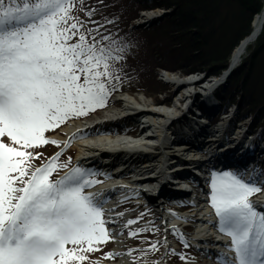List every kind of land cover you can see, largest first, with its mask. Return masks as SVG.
<instances>
[{
	"label": "snow or ice",
	"instance_id": "obj_1",
	"mask_svg": "<svg viewBox=\"0 0 264 264\" xmlns=\"http://www.w3.org/2000/svg\"><path fill=\"white\" fill-rule=\"evenodd\" d=\"M74 11L76 0H0V264H83L111 238L103 202L86 191L99 181L80 167L52 179L69 168L60 152L32 164L42 154L30 149L59 146L45 134L105 107L124 72L127 45L101 31L95 9L87 21ZM210 188L235 254L219 264H264V210L250 200L261 188L233 172Z\"/></svg>",
	"mask_w": 264,
	"mask_h": 264
},
{
	"label": "trees",
	"instance_id": "obj_2",
	"mask_svg": "<svg viewBox=\"0 0 264 264\" xmlns=\"http://www.w3.org/2000/svg\"><path fill=\"white\" fill-rule=\"evenodd\" d=\"M131 4L125 8L118 0H84L81 5L76 0L73 14L87 21L85 12L95 9L91 19L104 23L101 31L127 45L121 81H131L147 92L161 94L163 86L156 89L160 82L156 70L160 67L173 72L196 70L222 75L229 67L232 50L250 33L253 17L262 11L264 0H131ZM156 8L174 9L170 19H159L156 24H162L150 29L160 28L158 33L147 36L149 30L130 27L138 11ZM164 23H168V29H163ZM164 35L166 41L158 42ZM153 38L154 44L150 45ZM254 44L231 73L228 84L220 87L217 97L222 106L239 107L242 117L250 118V126L264 138V27ZM206 52L208 58L197 57ZM205 64L208 67H197Z\"/></svg>",
	"mask_w": 264,
	"mask_h": 264
},
{
	"label": "bare ground",
	"instance_id": "obj_3",
	"mask_svg": "<svg viewBox=\"0 0 264 264\" xmlns=\"http://www.w3.org/2000/svg\"><path fill=\"white\" fill-rule=\"evenodd\" d=\"M161 9H157L154 11H149V12H145V18L146 19H152L155 15H153L154 13H158L160 12ZM136 27V26H134ZM264 27V9L261 12H258L256 15H254L252 23H251V31L250 33L245 36L243 39H241L239 41V43L234 47V49L232 50L231 53V57H230V64L228 69V72L231 69H234L238 66V64L242 61V58L245 56L248 48L253 45L255 43V41L258 39V37L260 36V34L262 33ZM139 30H143L140 29ZM227 72V73H228ZM226 74H223V76L221 77L222 79H224L226 76ZM171 74V73H169ZM173 77V75H172ZM171 78V77H170ZM196 80L195 77H190L189 79H187V83L186 81H181V82H177V83H173L175 88L172 89V92L169 93L168 92V85L167 86H163L162 89L167 91V100L169 98H171V95L173 93H182V96L179 97V102L182 105H178V103H175V106L171 109V111H168V109H163V105H156L154 104L151 100H149V97L146 96V94H136L135 97L132 98V100L129 99V97H122V99L124 100L123 102V111H119L118 109L111 107V108H107L105 111H102L101 117H104L105 119H115L118 118L119 116L122 115H134V114H141L143 115V117H145V122H150L148 123V128H150L151 133L148 136L149 138H151L150 140H156V141H160L161 145H157V147H152V149H147L149 150L147 155H145L147 161H143V160H133L131 163L135 164L137 166L140 167H133L130 168L131 170H127L128 172L132 173L133 171H140L138 174L140 176V178H142L144 181L143 182H139L137 184H144L145 188L148 189V192H150V190H156L155 186H160L159 188V192L161 191V188L165 186V182H170L173 178H176L177 175H188L190 173H194V169L195 168H199L201 169V166L203 164L204 168H209V164H217L220 162V160H227V159H231L233 160V157H229L231 155H233V153L235 152H239V150H241L242 148H244L246 146V143L248 142L247 139V134L246 131L241 129L240 126H235V130L233 132H231L232 128L230 127V123L234 122L235 119L233 117L229 118V116L226 115V119L223 120V122H221L218 127L216 129H210L212 131H208V136L201 140L199 143V145L197 146L194 145L192 147H187V146H182L178 149H170V144H173L179 140H183V139H179L178 137H174V139H171V136H169V134L172 133L173 134H186L188 131L190 133H197L198 130L193 129V128H188L185 131L182 130H177V129H171L172 132L167 133L168 135H166V132L164 133V128L160 127L163 122H168L170 121L175 115L179 114L178 112V108L182 109L183 108V103L187 101V99L194 93L193 91L190 92V89L188 87H192L194 85V81ZM221 82V79L217 78L215 81H211L209 82V84H207V87L205 88L206 91L212 90L213 87L215 85H217L218 83ZM194 90V89H192ZM196 92H201L200 90H197ZM142 94V96H141ZM196 95V93H194ZM207 98V97H206ZM174 102V101H173ZM188 105L187 104L185 109L180 110L181 113L184 114V112L186 110H188ZM177 108V109H176ZM213 112L215 111L214 109L212 110ZM139 116V115H138ZM229 118V119H228ZM75 124L76 122H71L68 125H66L62 130L61 133L59 134L60 137L68 139V136L75 130ZM237 125V124H236ZM170 130V131H171ZM209 130V129H208ZM164 133V134H163ZM163 134V136H162ZM110 141L109 142H101V143H95V147H90V145L88 144H83V142H79L78 146L76 145V154H77V160L78 163L84 164V165H90V163H93V161L96 160V158H87L84 153L89 154V153H93L95 154L96 150L97 151H113V150H125L128 148H137V149H143L144 146H141L138 143H131L129 141L126 140H117L116 138L112 139L109 138ZM258 139V138H257ZM226 143V145H225ZM253 143V142H252ZM252 143H250L252 145ZM184 144H192L188 141H185ZM245 144V145H243ZM81 145V146H80ZM193 145V144H192ZM225 145V146H224ZM243 145V146H242ZM223 146V147H222ZM198 148L201 149L203 151H210L212 150L211 154H208L206 156L205 159L200 160V161H185L183 159H181L182 157L186 156L185 155V150L190 149V148ZM225 147L228 148H232L231 151H228L227 149H225ZM169 148V149H168ZM256 148V152L262 150L263 151V156H264V145H260V146H255ZM179 151V152H178ZM247 153V150L245 151ZM244 152V153H245ZM193 155V154H190ZM112 156H115V154H112ZM126 156V155H124ZM191 159V158H189ZM181 160L184 161V166L178 168L177 166L181 164ZM165 161H167V163H164ZM175 161V164H173V162ZM135 171V172H136ZM177 174V175H176ZM140 180V179H138ZM155 184V186H154ZM118 186H111L108 185L106 187H104L103 189L98 188L97 190H93L91 191V193L95 194L97 199H104L109 192L105 193L107 190L113 192V191H120L117 188ZM131 190V189H130ZM130 190H125L124 192H128ZM139 194L142 196H146V192L142 191V189L138 190ZM182 195L181 197H183L184 195H188V193L186 191H182L181 192ZM161 202L160 200H156V202H153L155 205ZM254 204L256 205V207L262 208L264 206V195L257 199H253ZM207 203V201H206ZM193 210L196 211V227H197V231L194 233L192 239L193 242L195 244H197L198 246H200L201 248L204 247V243L209 244V249L206 250V247L204 249H201V251L203 252V257L204 259L207 260V262L203 263V264H210L208 263L209 259L213 258H218V254L221 253V251H217V249H214L217 245H225L227 244V242L224 240L216 242V240L214 239L213 236L210 235V233H207L206 230L203 231L202 229H200L201 225H204L212 220L208 219V216L210 214V210L208 209V207L206 206V204H204V200H199L198 205L195 207H193ZM168 218H172L173 216H169L166 215ZM110 221H115V222H120L123 220L122 215L120 214H115V215H109ZM169 224H176L177 219H171L170 221H168ZM119 224H122L119 223ZM122 225L117 226L116 224L112 225V230H120V229H125L123 227H121ZM169 229L170 226H167ZM113 235H115V241L114 244L117 245V247L119 248L118 252L120 253H126L129 252L130 249H123L121 247H123V245L120 243L121 241H123L122 237H120V233L119 232H113ZM126 244V243H125ZM223 253V252H222ZM127 254V253H126ZM224 254V253H223ZM103 263V262H102ZM121 262H114V263H110V264H120ZM98 264V263H97ZM126 264H129L128 261H126ZM168 264V263H165Z\"/></svg>",
	"mask_w": 264,
	"mask_h": 264
},
{
	"label": "rangeland",
	"instance_id": "obj_4",
	"mask_svg": "<svg viewBox=\"0 0 264 264\" xmlns=\"http://www.w3.org/2000/svg\"><path fill=\"white\" fill-rule=\"evenodd\" d=\"M118 1H120L122 3L123 7H125V8L132 6L131 0H118ZM172 12H174V9H161L160 12L154 13V14H156V16H154L152 19H146L145 18V15H142V13L140 12V14H138L140 17L137 20H135V22H133L130 25V27L132 28V27L136 26V27H134V29L136 31H148L149 30L147 32V34H145L147 36L148 35H151V34H154V33H158V31H159L160 28L156 29L155 30L156 32L155 31H151V30H154V27H156L158 25H161L163 19H165V18L166 19H170L171 18L170 17V14H172ZM159 19H161L162 21H160L159 24H156ZM87 26L89 28H92V25L91 24H88ZM168 27H169L168 26V23H164L163 29H168ZM109 28H110V26H109ZM139 28L140 29H143V30H139ZM154 38L150 42L151 43L150 45L154 44ZM165 38H166L165 35H164V39L160 36L158 42L166 41ZM129 44L130 45H134L133 43H129ZM253 45H255V44H253ZM129 51H130V49H129ZM180 51L182 52L183 49L181 48ZM197 57H200L202 59H205V58H208V54L206 52L204 54L198 55ZM197 67L198 68H200V67H205L206 68V67H208V64H205L203 66H197ZM200 72L201 71H197V74L196 75L201 77L204 74H199ZM162 73L163 72H160V73H157L156 74L157 75V79H159V81H160V82H158L156 84V89L157 88H160L162 86H167L168 85V87H169L168 88V92L169 93H171L172 92V89L175 88V86L173 84L174 82H172V81H184L185 80V78H183L181 76V74L179 73V71H178V72H174L173 73V77L169 73L166 74L169 77H171L170 80H172V81H163V79L165 78V76ZM230 77L227 79L228 82L230 80ZM206 78L207 77L205 75V77L197 85H194L193 86V88L196 91L197 90H200L201 92L200 93L199 92H195L196 95L194 94L193 97L192 96L189 97L187 99V101L183 104V107L186 105V103L189 100H193V101L196 102L198 100V98H199V100L205 98L204 95H205L206 92L204 91V89L201 88V85L205 84ZM215 79H217V78H214L213 81H215ZM211 81L212 80H209V82H211ZM228 82L226 84H228ZM119 84L120 83H117V86H123V85H119ZM132 86H135V85H132ZM188 88H192V87H188ZM198 88H200V89H198ZM151 90H153V89H151ZM158 91H159V89L157 90V92ZM139 93L140 92H137V94H139ZM146 94H148L146 96L149 97V100H151V101L152 100H157L158 101V98H165L167 96L164 93H161V94L160 93L159 94L155 93L156 94L155 95L153 93V91H148V93H146ZM159 95H161V96H159ZM141 96H142V94H141ZM181 96H182V93L176 94V96H174V97H173V94L171 95V98L170 99L172 100V102L174 101V103H173L174 106H175V103H178V105H182L178 101L179 100L178 98L181 97ZM114 97H116V96H114ZM209 98L212 99V95H209ZM129 99L132 100V97H129ZM229 107H230L229 108V112L230 113H229L228 116H229V118L233 117L235 119L234 122L230 123V127L232 128L231 132H233L235 130V126H240L241 129H243V130L246 131V134H247V137H248L247 141H252V142H254V145L260 146L261 144H260L259 141L258 142L257 141L255 142V140H256L255 135L252 134V132H251V129L252 128L249 127L250 126V122H251L250 121V118H246L245 121H242V119H243V117H242L243 116L242 115V110L239 107L234 108L233 105H231ZM163 109H168V111H170L169 107H164L163 106ZM91 117H95V116L91 115ZM175 126H177V124ZM175 129H177V127H175ZM61 130L62 129H60V127L57 128L56 129V131H57L56 134L50 135L49 137H47V135L50 133L49 131L45 134L46 135V138H48L49 140H56V141H58L59 142V146H55V145L49 144L47 146L38 147V148H36L34 150L30 149V151H34L35 153L42 154L39 159H36V160H33L32 161L33 167L35 168V163L37 161L41 160L43 157H45L47 155H50V157H52V155H53L52 153L53 152H54V155L57 152H61L62 155L60 156V159H59V162L58 163H61L62 164L64 161H65L64 163L71 162L73 164V167H75V166L76 167H80V168L86 170L89 173V168H87L86 165H83V164L78 163V160L76 158L77 154L75 153V151L73 153V150L76 149V147H75L76 144H71L70 141L69 142L66 141L67 139L60 137L59 133H61ZM66 143L68 144L67 147L64 146ZM65 156H67V158H64ZM68 170H69V168L68 169H64L61 172L60 176H63ZM54 176H55V173L53 174L52 179L54 178ZM89 178L90 179L93 178L91 174H90ZM208 191L211 192V190H208ZM263 195H264V193H261L259 195L254 194L253 197H255L256 199L257 198L260 199V197L263 196ZM252 198H250V200L253 203V205L256 206L254 204ZM139 208H141V207H139ZM257 209L260 210L259 207H257ZM131 211L132 210L127 211L125 216L129 215L131 213ZM104 219H105V217H104ZM160 222L161 221H155V226H158L159 228L158 229L157 228L154 229L152 233L151 232L150 233H147L146 232L144 234H139L137 236H133L131 234L125 235L124 233H120V236L127 237V239H136V240H138V242L133 243V244H125V241L124 240L120 242L123 245V247H121V248L128 249V250L130 249V253H127L129 255H125V260L126 261H128V262L131 261V264H151L150 263L151 261H153V262L155 261L154 260V257L151 260L149 259L152 256V250H150V248H147V249H145V248L148 245L151 246L152 244H155V245L158 244L159 246L157 247V249H158L157 256H159L160 258H159V261H158L157 264H165V262L168 261L167 260L168 259L167 252H169V251H170V254L175 253L177 255L176 256V259L173 258L172 261H170L171 264H203V263L207 262V260L204 259V257H203V252L200 251V249L198 247H196L195 245H193V244H191L189 242V239L190 238H188L187 242L190 244L191 251L190 250H187V249H181V250H179V247H178L177 243L174 240L168 238V231H167V228L168 227L166 225H160L161 224ZM128 226H130V227H139V230H147L148 227L150 226V223H147L146 222L145 224H143V226L141 224L137 225V223H133L131 225L128 224ZM106 228L111 233L110 240L107 243L100 244L99 245V249H100L99 251H95V252L89 253L88 254L89 255V259H93L94 258V259H98L99 262H103L101 258L103 256L107 255L108 254L107 252H109V254H111L116 249L117 246L114 244L115 235L112 234L110 228H108L107 225H106ZM172 232H174V231H172ZM183 233H184V230L181 231V229H180L175 234V236H177V237H179L181 239H185L183 237ZM146 244H148V245L146 246ZM68 247H71V245H68ZM107 249H109V251H107ZM230 253H231V255L234 254L233 251H231ZM181 257H183V259H181ZM231 257H233V256H231ZM208 263L212 264V260L210 259L208 261ZM152 264H154V263H152Z\"/></svg>",
	"mask_w": 264,
	"mask_h": 264
}]
</instances>
